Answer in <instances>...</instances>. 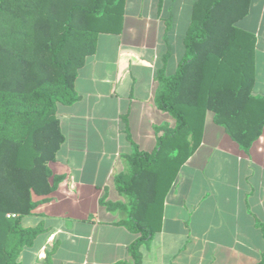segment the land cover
<instances>
[{
  "label": "crops",
  "instance_id": "1",
  "mask_svg": "<svg viewBox=\"0 0 264 264\" xmlns=\"http://www.w3.org/2000/svg\"><path fill=\"white\" fill-rule=\"evenodd\" d=\"M195 2L125 0L120 30L98 37L74 80L77 99L57 105L63 141L48 167L62 179L32 194L36 206L20 223L37 233L17 264H132L140 233L125 224L131 197L117 177L129 172L130 155L152 154L174 130L158 96L188 57ZM237 26L254 37L252 92L264 97V0H250ZM199 123V142L169 179L165 167L169 182L149 208L153 231L138 246L139 264H264V124L243 149L212 112Z\"/></svg>",
  "mask_w": 264,
  "mask_h": 264
},
{
  "label": "trees",
  "instance_id": "2",
  "mask_svg": "<svg viewBox=\"0 0 264 264\" xmlns=\"http://www.w3.org/2000/svg\"><path fill=\"white\" fill-rule=\"evenodd\" d=\"M124 3L0 0V264H17L20 250L37 233L20 222L36 206L32 194L46 195L62 179L48 167L63 141L57 105L77 99V73L94 54L98 37L120 30ZM249 3L193 5L184 37L188 57L163 79L158 96L159 107L175 119L174 130L158 138L152 154L130 155L129 172L117 177L119 189L131 197L125 224L140 233L129 247L132 264H139L138 246L153 231L149 208L155 200L159 205L167 189L165 167L169 179L192 152L203 115L212 112L243 149L261 133L264 97L252 92L254 37L237 26ZM168 147L176 153L169 156Z\"/></svg>",
  "mask_w": 264,
  "mask_h": 264
},
{
  "label": "built area",
  "instance_id": "3",
  "mask_svg": "<svg viewBox=\"0 0 264 264\" xmlns=\"http://www.w3.org/2000/svg\"><path fill=\"white\" fill-rule=\"evenodd\" d=\"M7 217H16V215L15 214H7Z\"/></svg>",
  "mask_w": 264,
  "mask_h": 264
}]
</instances>
